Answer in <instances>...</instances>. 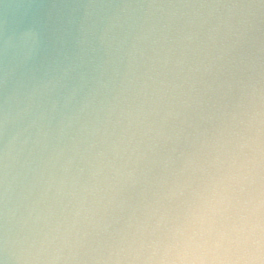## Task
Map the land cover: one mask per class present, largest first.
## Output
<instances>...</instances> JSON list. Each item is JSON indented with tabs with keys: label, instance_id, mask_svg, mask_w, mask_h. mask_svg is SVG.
Returning <instances> with one entry per match:
<instances>
[{
	"label": "clouds",
	"instance_id": "1",
	"mask_svg": "<svg viewBox=\"0 0 264 264\" xmlns=\"http://www.w3.org/2000/svg\"><path fill=\"white\" fill-rule=\"evenodd\" d=\"M0 264H264V0H0Z\"/></svg>",
	"mask_w": 264,
	"mask_h": 264
}]
</instances>
